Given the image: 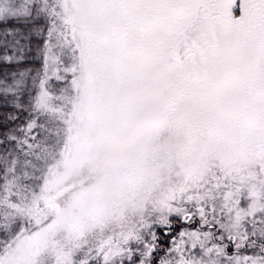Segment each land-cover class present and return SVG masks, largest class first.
Segmentation results:
<instances>
[{
  "label": "snow or ice",
  "instance_id": "snow-or-ice-1",
  "mask_svg": "<svg viewBox=\"0 0 264 264\" xmlns=\"http://www.w3.org/2000/svg\"><path fill=\"white\" fill-rule=\"evenodd\" d=\"M0 264H264V0H0Z\"/></svg>",
  "mask_w": 264,
  "mask_h": 264
}]
</instances>
